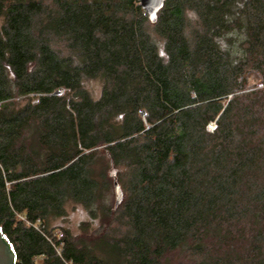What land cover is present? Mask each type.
Wrapping results in <instances>:
<instances>
[{
    "label": "trees",
    "instance_id": "16d2710c",
    "mask_svg": "<svg viewBox=\"0 0 264 264\" xmlns=\"http://www.w3.org/2000/svg\"><path fill=\"white\" fill-rule=\"evenodd\" d=\"M0 20L16 264H264V0H166L154 24L140 0H0ZM76 206L81 234L54 226Z\"/></svg>",
    "mask_w": 264,
    "mask_h": 264
},
{
    "label": "water",
    "instance_id": "95a60500",
    "mask_svg": "<svg viewBox=\"0 0 264 264\" xmlns=\"http://www.w3.org/2000/svg\"><path fill=\"white\" fill-rule=\"evenodd\" d=\"M166 0H140L142 9L148 16L151 23H156L160 11L164 8ZM116 205H120L123 200L121 188L117 181L114 183ZM0 264H16V257L9 243L5 240L0 231Z\"/></svg>",
    "mask_w": 264,
    "mask_h": 264
},
{
    "label": "rangeland",
    "instance_id": "374dc122",
    "mask_svg": "<svg viewBox=\"0 0 264 264\" xmlns=\"http://www.w3.org/2000/svg\"><path fill=\"white\" fill-rule=\"evenodd\" d=\"M0 23H2V20H0ZM88 88L95 94L96 97H99L101 89H102V83L98 80L91 81L88 84ZM111 197H112L111 198L112 203L115 204L114 189H113V194ZM87 219H88V214L82 207L80 206L69 207L66 215L61 217L60 219H57L54 222V226L58 228L63 227V228L70 229V231L73 234L78 235V234H81L82 224ZM56 233L60 234L62 232L61 230H57Z\"/></svg>",
    "mask_w": 264,
    "mask_h": 264
},
{
    "label": "built area",
    "instance_id": "2783aa9c",
    "mask_svg": "<svg viewBox=\"0 0 264 264\" xmlns=\"http://www.w3.org/2000/svg\"><path fill=\"white\" fill-rule=\"evenodd\" d=\"M62 94V91L59 92V95ZM210 130H214L215 129V125L214 124H211L210 127H209Z\"/></svg>",
    "mask_w": 264,
    "mask_h": 264
}]
</instances>
